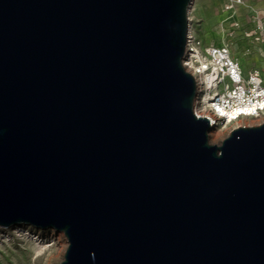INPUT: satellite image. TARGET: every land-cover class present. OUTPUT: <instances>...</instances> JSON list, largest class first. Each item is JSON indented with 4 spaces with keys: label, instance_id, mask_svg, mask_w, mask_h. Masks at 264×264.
<instances>
[{
    "label": "water",
    "instance_id": "1",
    "mask_svg": "<svg viewBox=\"0 0 264 264\" xmlns=\"http://www.w3.org/2000/svg\"><path fill=\"white\" fill-rule=\"evenodd\" d=\"M195 0H0V227L60 264H264V122L210 142Z\"/></svg>",
    "mask_w": 264,
    "mask_h": 264
},
{
    "label": "built area",
    "instance_id": "2",
    "mask_svg": "<svg viewBox=\"0 0 264 264\" xmlns=\"http://www.w3.org/2000/svg\"><path fill=\"white\" fill-rule=\"evenodd\" d=\"M219 1L218 21L210 34H234L241 25V8L246 2ZM250 21L252 28L244 34L258 45L264 59V10L252 9ZM183 65L196 81L193 111L197 117L208 119L212 127L210 133L241 119L264 116V72L257 69L246 71L225 41L217 42L213 37L203 39L194 29L191 32L189 26ZM27 230L20 226L16 233H28ZM34 236L44 240L38 234Z\"/></svg>",
    "mask_w": 264,
    "mask_h": 264
},
{
    "label": "rangeland",
    "instance_id": "3",
    "mask_svg": "<svg viewBox=\"0 0 264 264\" xmlns=\"http://www.w3.org/2000/svg\"><path fill=\"white\" fill-rule=\"evenodd\" d=\"M241 8L242 22L234 34L224 36L215 32L210 34L218 21L220 13L219 0H195L191 12V23L199 37H213L217 42L225 41L233 54L241 61L246 71L257 69L264 72V59L260 55L258 45L245 36V31L252 28L250 13L252 9L264 10V0H245ZM264 122L261 118H245L233 122L225 128L216 129L210 135V142L220 144L230 132L239 126H256ZM24 226L28 233H16L20 226L1 228L0 233L9 231V238L0 237V264H60L65 257L68 239L63 232L55 229H41L32 225ZM38 234L43 241L35 237Z\"/></svg>",
    "mask_w": 264,
    "mask_h": 264
},
{
    "label": "bare ground",
    "instance_id": "4",
    "mask_svg": "<svg viewBox=\"0 0 264 264\" xmlns=\"http://www.w3.org/2000/svg\"><path fill=\"white\" fill-rule=\"evenodd\" d=\"M193 6H194V3L192 4V7L190 8V12L192 11V9H193ZM190 19H191V14H190ZM190 30H191V32H193V26H192V23H191V21H190ZM0 237H4V238H9L10 237V235H9V231H7L6 233H4V234H2V233H0Z\"/></svg>",
    "mask_w": 264,
    "mask_h": 264
}]
</instances>
